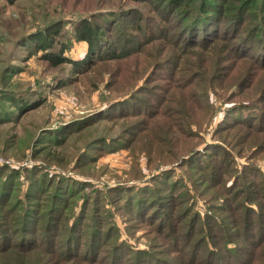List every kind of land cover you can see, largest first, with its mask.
Instances as JSON below:
<instances>
[{
	"label": "rangeland",
	"instance_id": "1",
	"mask_svg": "<svg viewBox=\"0 0 264 264\" xmlns=\"http://www.w3.org/2000/svg\"><path fill=\"white\" fill-rule=\"evenodd\" d=\"M194 1L180 0L176 7ZM231 1L221 3L226 13ZM161 2L165 5L164 0H0V186L3 176L13 177L11 195H0L9 200L5 207L0 204V264L175 259L173 251L185 240L202 237L200 222L194 224L197 212L201 220L206 212L225 223L229 219L217 211L224 204L222 177L231 176L229 164L223 166L219 157L234 155L238 164L248 161L264 168V131L246 126L253 118L235 119L238 112L232 109L239 102L264 108V57L257 56L247 69L236 60L209 68L202 65L204 55L190 57L211 76L196 85L198 79L191 80L196 63L180 64L181 47L171 49L168 41H175L166 38L116 57L108 41V56L87 67L86 62L75 68L53 64L58 56L52 53L62 44V56H84L86 44L72 33L76 17L87 16L102 28L121 23L130 33L134 24L128 13L141 8L151 18L162 13ZM178 22L172 15L165 25L172 28ZM173 32L177 42L182 39L179 30ZM52 39L51 49H38ZM194 50L203 54L199 47ZM175 73L190 76L183 88H170ZM149 90L167 103L159 111L148 108L153 113L147 115L139 105L155 97ZM207 167L214 168L210 178ZM201 179L208 181V189ZM23 209L26 218L20 216ZM23 236L31 237L24 241ZM115 242L119 246L111 251ZM115 251L113 262L108 256Z\"/></svg>",
	"mask_w": 264,
	"mask_h": 264
},
{
	"label": "trees",
	"instance_id": "2",
	"mask_svg": "<svg viewBox=\"0 0 264 264\" xmlns=\"http://www.w3.org/2000/svg\"><path fill=\"white\" fill-rule=\"evenodd\" d=\"M6 1L10 2L12 0ZM145 1L151 2L153 0ZM164 1L165 5L164 2L160 3V7L163 9L162 13L159 12L156 13V15L152 14L151 18L145 17L142 14L141 8H132L133 10H131L128 13V16H126L127 19L130 20V23L134 24L133 31L130 33L124 31L127 26L121 25V23L114 28H102L95 24L92 25L87 16L76 17L77 19L74 18L76 20L72 33L75 37L74 40L86 44L84 56L77 59L62 56L66 46H63L64 44L61 43L62 45H60L59 51L52 53L58 56L57 59H53V64L69 63L75 68L78 65H82L83 62H86L83 66H90L95 61L104 59L101 58L102 56H108L107 53L109 52L107 49L110 47L108 41L111 42L110 49L112 47L115 48L113 51H110L112 52V57H116L115 53L119 56L128 55L137 51L143 44H146L151 40L163 38H166L167 40L171 39L173 42L175 41L174 44L168 41L171 49L178 46L179 48L181 47L180 50L182 51V56L180 57L181 61L179 63H182L184 66H189L191 63L194 65L196 63V60H192L190 57L195 58V56L204 55L202 65L209 68L226 65L231 66L236 60L238 63L242 61V64H244L243 66L247 69L250 63L252 65V62L257 61L258 57H264V7L261 5L263 0H234L233 2L230 0L232 6L228 13L222 10L221 3L224 0H197V2L192 0L194 1L193 4H188L187 6H184L183 4L181 7L182 9L176 7L179 5L180 0ZM172 15H175V17L179 19V22L175 27L169 28L165 25V22L167 17ZM142 16L145 18L143 23L141 21ZM215 19H217L218 23L223 21L221 23L222 26L216 27L217 21H215ZM213 21L215 22L213 23ZM206 25H208V28ZM209 25L211 27H209ZM175 29L182 33V36L179 37L182 39L178 42L175 40L178 38V35L173 32ZM42 30L45 31L44 29ZM55 33L58 34V30H56ZM104 36L107 37V40L105 41L103 38ZM232 41H234L233 44ZM54 44L55 40L52 39L47 44L38 46V49L47 51L48 49H51ZM102 47L105 50L104 53H101L99 50ZM195 47L202 49L200 51H202L203 54L196 52L198 50H194ZM121 51H123V53H121ZM207 52L208 54L206 55L205 53ZM44 55L48 56L51 54L45 52ZM44 55L42 57H44ZM185 55H188V57L184 58ZM50 60H52V58H50ZM260 60L264 61V59ZM206 67L202 70H198L197 68H199V64L196 63L195 70L192 73L194 76H192L191 79H198L194 85L198 82L201 83V81L209 80L208 77L211 76L208 74ZM178 71L180 73H187L190 70L185 68L184 72L182 70ZM189 77L190 76L175 73V76L173 77L174 82L171 83L170 88H183L184 84L188 82ZM180 79H182V81ZM149 91L150 92L148 93L155 97H151L150 102L146 101L139 105L141 111H143L141 113H146L147 115L153 113L149 112L147 110L148 108H151L150 111H155V109L156 111H159L158 108H162L167 103L165 98H162L161 96L156 97V95L152 93V90ZM127 96L128 95L123 98ZM202 97V95L198 96L197 100L202 99ZM113 103L114 101L110 104ZM235 104L237 107L232 108L238 112H235L236 114H234L235 119L240 117L245 120L253 118L244 122L247 124L246 126L252 128L254 132L256 131L259 133L264 131V108L262 106L252 107L254 104L252 105L247 102H239ZM255 119L259 120L254 122ZM258 142L261 143L260 140H258ZM258 142H255V144ZM257 149L259 148L257 147ZM224 150L225 152L227 151V149ZM215 154L224 156L222 153ZM221 157L222 156L219 157L220 160L218 162H221L223 166L229 164L230 169L227 170L226 173L231 174V176L222 177L225 192L220 199L223 200L224 204L219 206L217 211L219 213L228 214L230 220L228 219L225 223L224 219L219 215L215 217L211 216L212 218H210V214H206L207 212L205 213L204 219L201 220L200 213L196 211L197 216L195 215L196 218L194 224L200 222V228H198L197 232L200 233L202 237L199 240L192 241V238L187 239V241L185 240L184 244L179 246V249L173 251L174 253H177L175 259L162 262L149 261L150 264H264V168H261L256 163L250 164L248 161L238 164L234 155H231V160L228 159L230 161L223 158L221 159ZM3 163H6V161ZM172 168L173 167H170L168 170H175ZM205 170L208 178H210L213 174L214 168L211 169L210 167H207ZM31 171L32 170H30V172ZM2 172V169H0V173ZM39 175H42L41 172ZM248 177H250L253 182ZM12 178V176H3L1 178L4 186H0V190L3 189L0 191V195L4 196V199L7 198L5 195H11L9 183ZM69 178L73 179L72 176H69ZM226 178H228V182L224 183ZM181 180H183L182 177ZM204 180L207 184L203 183V179H201L204 184L203 189H208V186H206L208 185V181L206 179ZM174 182L180 183L178 180H174ZM38 187L40 189L39 185L36 186V188ZM186 193L189 194L188 200L191 201L193 195L188 190H186ZM69 194L74 196L75 193H68V195ZM16 198L20 201V198L17 196ZM8 201L9 200L2 201L0 199V204L5 207ZM225 205H228L227 209ZM26 208L27 207L24 209ZM24 209L20 215L21 217H25ZM31 211L35 210H27V213ZM165 217L166 216L163 218ZM193 227L194 225L191 226L190 230ZM22 229L27 228H23L22 226ZM28 231L32 232V230ZM3 233L4 232L0 230V236ZM193 234L194 232L192 233V237ZM30 237L31 236H27L24 238L23 236L22 240L26 241L27 239V241H29ZM38 240L37 237L34 241ZM116 243L117 242L112 245L111 251L114 247L119 246L118 243ZM14 248L16 249V247ZM131 248L133 247L131 246ZM115 249L117 250V248ZM22 251L29 250L23 249ZM0 252H4L3 247L0 248ZM116 253L117 251H115V254L113 252V256H108L113 262L117 259L115 256ZM60 262L62 261H59L58 264H60ZM136 263L140 264L139 261ZM18 264H27V261ZM87 264L95 263L89 262Z\"/></svg>",
	"mask_w": 264,
	"mask_h": 264
}]
</instances>
